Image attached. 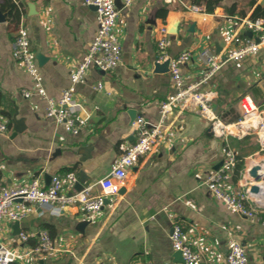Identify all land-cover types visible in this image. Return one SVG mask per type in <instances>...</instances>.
I'll use <instances>...</instances> for the list:
<instances>
[{"label":"crops","instance_id":"0c3cea01","mask_svg":"<svg viewBox=\"0 0 264 264\" xmlns=\"http://www.w3.org/2000/svg\"><path fill=\"white\" fill-rule=\"evenodd\" d=\"M13 1L22 9L19 23L11 21L10 9L0 4L6 13L5 21H0V118L8 124V131L0 133V178L9 186L38 178L47 186L53 175L74 172L78 181L85 175L84 188L94 186V193L96 182L134 142L136 117L158 123V103L174 92L169 71L158 70L165 63L158 59L160 29L169 30L171 56L204 47L224 55L233 48L235 34L252 36L244 18L264 19V0H216L210 10L209 0H134L130 6L121 2L116 31L122 62L109 72L91 68L77 85L78 115L84 122L79 133L72 134L47 116L45 98L24 97L22 91L31 90L33 81L14 59L13 46L19 26L24 25L32 49L44 56L40 69L47 93L58 98L97 33L96 8L83 0ZM194 4L202 7L206 20L189 8ZM203 71L204 66L194 61L182 69L187 80L199 78ZM99 83L101 90L95 89ZM208 88L214 93L215 112L224 121L238 119L242 97L250 96L264 109V47L247 60L226 63ZM167 125L164 139L130 169L119 196L99 212L70 206L57 213L37 205L19 228L17 221L5 217L0 240L11 250V264H20L18 255L28 264H97L102 259L115 264H185L173 248L175 224L201 253L200 264H227L233 239L247 247L248 264H264V211L255 218L233 212L204 183L207 174L220 167L223 145L232 147L239 161L258 154L256 134L219 137L205 117L190 111L173 110ZM17 127L21 131L16 132ZM235 172L226 187L244 192V184L249 187L252 181L242 170L236 180ZM253 195L246 203L258 208L259 195ZM21 231H46L56 249L35 251L38 237L21 242Z\"/></svg>","mask_w":264,"mask_h":264},{"label":"built area","instance_id":"2783aa9c","mask_svg":"<svg viewBox=\"0 0 264 264\" xmlns=\"http://www.w3.org/2000/svg\"><path fill=\"white\" fill-rule=\"evenodd\" d=\"M134 0H121L124 6L132 5ZM173 2L175 0H165ZM87 5L96 7L98 30L90 43L87 54L79 61L70 75V85L65 88L58 98L48 95L44 86L43 75L40 69L36 52L31 47L30 33L27 27L20 25L17 30L16 40L13 46V57L21 63L33 81L31 90L22 91L24 97L29 98L37 94L47 100V116L56 120L64 126L66 131L77 134L84 122L78 115L80 102L75 99L77 85L83 83L91 68H97L104 72L114 70L122 62V45L116 26L119 19V8L115 0H83ZM192 11L199 13L204 20L206 14L201 6L194 4L189 7ZM242 23L252 32L251 37L235 34L231 41L233 48L221 55L215 53L208 47L197 51L184 50L177 56H171L169 52L170 39L169 30L162 27V34L158 42V59L161 62H169V73L171 75L174 92L165 100L160 101V121L151 123L144 116H137L133 122L134 142L131 143L114 161L109 172L96 182L98 191L93 192L94 186H89L78 191L75 186L78 176L74 172L55 174L50 183L42 185L38 178L28 184L9 186L0 178V224L5 217L20 222L23 218L35 211V206L49 208L57 213L70 206H78L87 213H97L105 205L107 200L118 197L125 186L130 169L143 157L149 155L166 136L170 125H167L168 115L177 110L179 113L185 111L197 112L205 117L211 124L212 132L222 138L236 135L240 138L256 134L260 144L258 155L264 158V109L259 107L250 96L242 97L240 100L241 112L235 121H224L215 112L213 106L214 93L208 86L211 78L219 72L228 62H242L256 55L260 48L264 47V19L244 18ZM194 61L204 66L201 76L194 80H187L182 69L189 62ZM103 84L99 83L95 89L101 90ZM248 122L246 126L239 125ZM238 131L233 132L230 126H237ZM8 131V124L0 118V133ZM220 132V133H219ZM222 160L217 170L211 171L204 179L210 193L220 200L233 212L244 216L255 218L258 213L264 211V205L258 203V208L248 206L246 201L253 195L249 187L243 192L241 190L230 191L226 182L238 165L237 152L225 144L221 148ZM252 165L246 168L248 171ZM67 187L72 190H67ZM30 237H38L39 242L35 251L49 253L56 249L55 242L46 231L39 233L21 231L19 239L27 241ZM171 239L173 248L180 251L185 264H200L201 253L194 249L188 238L187 232L175 224ZM229 251L226 257L227 264H248L247 247L239 240L230 241ZM20 264H28L22 256H17ZM11 250L0 240V264H11ZM97 264H115L110 260L102 259ZM144 264H152L147 261Z\"/></svg>","mask_w":264,"mask_h":264},{"label":"water","instance_id":"95a60500","mask_svg":"<svg viewBox=\"0 0 264 264\" xmlns=\"http://www.w3.org/2000/svg\"><path fill=\"white\" fill-rule=\"evenodd\" d=\"M116 1V5L119 8L121 5V0H115ZM96 8V7H95ZM6 19V13H4L0 7V21H5ZM36 57L38 59L39 65H41L44 61V56L41 54H37L36 53ZM159 72H167L169 70V62L166 61L164 63V65L162 67H160ZM14 121H16L17 123H20L21 121L18 119H14ZM21 131V128L17 127L16 128V132ZM248 176L250 177L252 182H249V191L252 194H258L260 192L261 186L259 185L260 182L264 183V173L261 172V167L258 165H253L250 170L248 171ZM85 175L82 174L81 179L78 181V183L76 184V190L80 191L84 188V184H85V180H84ZM108 200L105 202L107 203ZM19 223L20 222H16V227L19 228ZM179 253L181 254V252L179 251ZM182 255V254H181Z\"/></svg>","mask_w":264,"mask_h":264},{"label":"trees","instance_id":"16d2710c","mask_svg":"<svg viewBox=\"0 0 264 264\" xmlns=\"http://www.w3.org/2000/svg\"><path fill=\"white\" fill-rule=\"evenodd\" d=\"M216 3V0H209L207 2L208 7L211 6L212 4L214 5ZM1 6L4 9H10V19L13 22L19 23L21 20V14H22V9H19V7L14 3L13 0H4V2L0 1ZM209 10L211 9L210 7L208 8ZM244 168V160L241 158L239 161L237 167H236V174H235V179H239L241 177V170Z\"/></svg>","mask_w":264,"mask_h":264},{"label":"bare ground","instance_id":"6f19581e","mask_svg":"<svg viewBox=\"0 0 264 264\" xmlns=\"http://www.w3.org/2000/svg\"><path fill=\"white\" fill-rule=\"evenodd\" d=\"M248 122H242L240 123L239 125H243V126H246ZM238 125L237 126H230V129H232L233 132H237L238 131ZM220 133V132H219ZM249 164L250 165H258L261 167V172L264 173V158L263 157H255V158H251V160L249 161ZM259 185L261 186V189H260V192L256 195H259L257 196L258 199L260 200H257L259 203H261L262 205H264V183H259ZM254 196V195H253Z\"/></svg>","mask_w":264,"mask_h":264},{"label":"rangeland","instance_id":"374dc122","mask_svg":"<svg viewBox=\"0 0 264 264\" xmlns=\"http://www.w3.org/2000/svg\"><path fill=\"white\" fill-rule=\"evenodd\" d=\"M259 156H263V155H261V154L258 155L257 153H254L253 155L249 156L245 160V162H244V168L242 169V171H243L242 173L244 174V177H248V174L246 172V168L250 166L249 161L251 160V158H255V157H259ZM246 182H248V180ZM244 188L245 189L247 188V185L246 184H244Z\"/></svg>","mask_w":264,"mask_h":264}]
</instances>
